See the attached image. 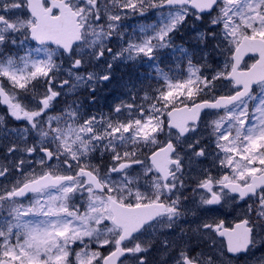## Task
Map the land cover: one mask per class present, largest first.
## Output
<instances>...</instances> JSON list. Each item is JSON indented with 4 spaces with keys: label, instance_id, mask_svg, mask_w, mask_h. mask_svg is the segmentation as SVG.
I'll use <instances>...</instances> for the list:
<instances>
[{
    "label": "flooded vegetation",
    "instance_id": "obj_1",
    "mask_svg": "<svg viewBox=\"0 0 264 264\" xmlns=\"http://www.w3.org/2000/svg\"><path fill=\"white\" fill-rule=\"evenodd\" d=\"M42 4L46 8L52 6L51 0H42ZM64 5L71 6L79 13L82 28L86 29L83 11L77 9L74 0H64ZM53 7L52 14L57 15L59 8ZM189 13L195 15L194 19L203 17L196 12ZM24 21L29 23L22 26ZM34 22L27 0H0V137L4 142L0 146V216L9 212V226L22 221L11 208L13 204L27 206L30 219L36 212L39 216L36 196L49 190L69 195L72 209L65 214L72 216V222H76L78 218L84 223L92 220L97 215L90 211V204H94L101 205L103 214L109 213L108 218L102 222L109 224L113 218L110 197L128 206L158 201L164 204V214L146 222L122 242L119 241L122 227L114 223L119 235L112 244L109 243L110 236L101 244L87 240L90 235L86 236L82 242L90 241L92 247L99 249L98 258L91 261V264H105L106 256L116 250L121 253L116 264H264V213L260 218L251 214L252 210L261 209L258 204L264 208V187L247 199L231 194L223 186L225 178L217 177L213 169L195 170V163L185 159L184 155L190 150L198 151L196 143L199 138L193 132L194 126L189 125L188 133L183 136L166 122V115L172 107L179 103L193 102L192 87L186 85V91L175 90L172 93L175 99L166 103L162 92L166 90L167 82L157 83L151 76V84H142L141 91L147 87L152 97L143 101L146 107L138 105L140 114L145 113L151 118L155 115L157 130L147 134L140 150H135L132 137L127 142L117 141L119 133L129 132L126 126L131 124L132 114L130 103L123 106V112L120 107L116 109L114 106L113 94L120 84L118 77L126 75L127 64L124 67L120 65L124 63L122 57L111 55L114 50L108 45L103 49L98 48L97 53L92 52V45L85 43L86 40L73 44L70 53H66L60 46H45L33 42L29 28ZM184 35L189 36L188 28ZM47 48L58 53L53 58H56V63L61 64L60 69L54 67L49 70L47 66V69H41L36 75H32L28 61L41 60V54H45ZM255 59L256 56L248 55L242 67L251 66ZM141 65V70L149 71L144 63ZM120 85L128 90V81ZM262 88L264 81L255 84L246 98L255 99L261 94ZM235 89L233 87L227 92L232 93ZM74 113L77 120L75 123L85 125L84 128H89L90 134H93L90 127H95L96 133L102 136L106 132L102 126L114 125L115 131L107 138L92 140L91 143L97 146L96 151L83 157V160L66 155V147H62L54 137H50L46 147L37 144L40 132L55 133L61 127L58 121L49 120V116L60 115L64 121ZM95 114L96 118L102 120L95 121L92 118ZM204 117L205 114L201 121ZM212 129L208 125L199 128V132L205 133L202 139L214 140ZM22 136L26 138L22 140ZM167 144L171 151V163L167 166L169 177L165 180L164 175L151 163V156ZM214 145L215 143L209 147L210 151L215 150ZM261 147L264 150V138ZM44 148H49L52 152L50 160L46 158ZM61 148L64 150L60 151ZM242 148L241 152L245 153L244 149L247 147ZM116 163L120 165L119 170L115 169ZM143 163L145 165H141ZM251 164L254 166L255 162L251 161ZM113 168L114 173L107 175L113 177L108 178L106 172ZM258 170L264 172V164ZM46 173L64 175L68 180L23 198H6L10 190L5 192L7 185L23 184ZM86 174H94L99 178L104 189L97 188ZM252 175L250 172L243 173L233 180L248 184ZM64 184L68 188L63 190ZM95 195L100 197L99 201ZM225 198L243 204L214 207L211 211L212 218L206 221L204 204L216 200L217 205H220ZM209 212L208 209L206 213ZM241 220L248 221L251 240L244 252L233 254L228 251L226 240L218 232L233 228ZM2 226L3 220L0 217V230L4 228ZM208 232H213L215 238L208 239Z\"/></svg>",
    "mask_w": 264,
    "mask_h": 264
},
{
    "label": "rangeland",
    "instance_id": "obj_2",
    "mask_svg": "<svg viewBox=\"0 0 264 264\" xmlns=\"http://www.w3.org/2000/svg\"><path fill=\"white\" fill-rule=\"evenodd\" d=\"M163 1L74 0L77 9L83 11V19L88 30L85 43L92 45L91 51L97 53L98 48L113 43L112 55L122 57L124 63H120L121 66L127 64L126 75L118 77V82L121 84L128 81V90L119 84L113 96L114 106L116 109L120 107L122 112L123 106L130 103L131 124L126 126L129 132L123 131L117 135V141L127 142L132 137L136 147L141 145L147 134L157 130V117L153 115L151 118L145 113L140 114L136 109L137 104L146 107L143 101L152 97L147 87L141 91L142 84L151 82V76L157 83L166 80V90L162 92L166 103L175 99L172 96L175 90L184 91L186 85L192 87L201 85L202 88L198 90L208 92L212 86L216 87L217 79L222 78L230 70L231 53L244 33L264 37V0H221L217 9L207 15L205 20L203 17L194 19L195 15L189 13L190 9L187 7L180 9L162 7L160 4ZM145 9H148V15L144 12ZM125 16L131 18L134 33L126 25V21H123ZM28 23L29 21H24L22 26ZM146 23L150 25L149 28ZM187 27L190 29L189 40L184 35ZM208 27H211V31ZM176 29L179 32L174 36ZM108 32H112L114 39L108 37ZM184 49L187 61H190L185 67ZM45 51V54H41V60L28 61L32 75H36L41 69H47V66L49 70L54 67L60 69L61 64L56 63V58H53L58 53L48 48ZM142 63L149 69L148 72L140 69ZM182 72L185 77L181 81ZM217 88L227 90L231 86L219 82ZM262 89L261 94L255 99L239 101L221 112L220 116L210 114L204 120V123L211 122L214 126L211 134L216 142H221L225 156L221 159L228 175L233 178L240 177L247 171H257L264 164V150L261 147L264 138V88ZM75 116L74 113L70 117L72 120L68 116L64 121L60 115L49 116V120L58 121L61 127L55 133L40 132L37 135V144L42 145L48 142L50 137H54L62 147H66V150L61 148L60 151L64 150L72 159L83 160V157L90 156L96 151L97 146L91 143L92 140L107 138L115 131L114 125L110 127L101 125L106 131L104 136L96 133L95 127H90L93 131V134H90L89 128H84L85 125L75 123L77 122ZM96 116L97 114L92 116L95 121L102 120ZM199 133L205 136L204 132ZM24 138L26 137H22V140ZM242 147H247L244 149L245 153L241 152ZM215 160L213 168L217 169L220 166L217 151ZM251 161L255 162L254 166L251 165ZM208 166L206 163L204 167ZM119 167L120 165L116 163L115 169L119 170ZM115 169H107L109 171L106 172V176L114 173ZM66 188L68 185L64 184L62 189ZM160 190H163V187H160ZM94 197L99 201L98 195ZM35 202L40 215L37 216L36 212L31 219L27 206L20 203L11 206L15 214L22 218L17 225L9 226V212L3 213V217L0 216L4 227L0 230V257L14 259L19 264H91V261L98 258L99 249L92 247L90 241L82 240L90 235L87 240L101 244L110 236L109 243L112 244L119 235L113 222L102 223L108 218L109 213L103 214L101 205L90 204V211L97 215L84 223L79 218L72 222V216L65 214L72 209L66 192L49 190L37 195ZM214 205L212 202L204 204L206 221L210 216L206 212L208 209L213 210Z\"/></svg>",
    "mask_w": 264,
    "mask_h": 264
},
{
    "label": "water",
    "instance_id": "obj_3",
    "mask_svg": "<svg viewBox=\"0 0 264 264\" xmlns=\"http://www.w3.org/2000/svg\"><path fill=\"white\" fill-rule=\"evenodd\" d=\"M190 6L192 8H195L198 12L206 13V11H210L218 2V0H190ZM187 0H168L165 5H182L186 3ZM29 8L36 14L38 23L36 26H34L33 36L34 40H37L42 43H55L58 42L64 43V42H72L75 41L71 38H69V35H71V31L64 30L63 28L69 27V23L67 25H63L62 30L60 32L53 30V21L49 18H44L45 16H42L40 13L43 12V7L38 3V0H29ZM67 12L72 11L71 8L68 6ZM60 18V23H63L62 16ZM64 21H68L67 17H64ZM61 27V26H60ZM38 32V33H37ZM77 39V38H76ZM248 53H258L260 55L259 59L256 60L254 65L250 70L243 71L242 73L236 72V67L238 65H235V73L233 76L240 77L244 74H250L253 75V77H257L260 79V77H264V40L259 39L256 37L250 38L248 36H245L240 46L236 49L234 56H236L237 64L242 61V59L248 54ZM258 75V76H257ZM244 93L236 94L232 97H221L215 102H202L194 105L197 109L201 110L202 108L207 107H217L220 108L227 106L232 101L238 99L239 97L243 96ZM186 108V107H184ZM187 109V108H186ZM197 109H192L190 111V114L193 115L194 112H198ZM180 109H175L170 112L171 121L170 125L176 127H180V123L184 121L186 117L187 112H183ZM47 152L48 159L50 158V155ZM160 151L155 153L151 158L152 162L156 163L158 165V169L162 174L165 173L164 163L161 161V155ZM88 177V180L95 183L97 185V188L100 187V184L97 180V178L93 174H86ZM65 179H67L66 176L64 177H55L51 176L50 174L42 175L40 178L29 181L28 183L22 185L17 190L14 191V193L11 196H24L26 194H29L32 191H38L41 190L43 187L51 186L52 184H60ZM254 182H256L257 185L259 183H264V174H260L258 177H254ZM242 191V190H241ZM111 199L110 209L113 211V221L121 226L123 228L122 235L119 239V241H123L124 239L128 238L130 235L134 234L135 231H137L143 224L146 223L147 220L153 219L160 211H163V208L161 204L153 203V204H145V205H136L134 207L121 205L119 204L115 199ZM153 210V212H152ZM244 223V222H243ZM243 223H238L235 226V229L231 230L230 233L227 236L229 250L236 253L239 252V250H244L246 246L249 243V233L246 228H244ZM237 247V250L233 249ZM121 257V253L119 250H116L113 254H110L106 256L105 264H116L117 259ZM1 264H14L12 261H8L7 259H2Z\"/></svg>",
    "mask_w": 264,
    "mask_h": 264
}]
</instances>
